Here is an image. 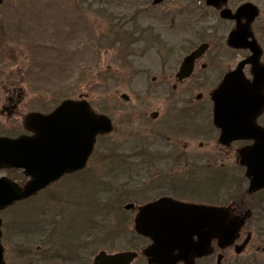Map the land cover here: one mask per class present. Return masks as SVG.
Masks as SVG:
<instances>
[{"label": "flooded vegetation", "instance_id": "obj_1", "mask_svg": "<svg viewBox=\"0 0 264 264\" xmlns=\"http://www.w3.org/2000/svg\"><path fill=\"white\" fill-rule=\"evenodd\" d=\"M190 5L192 24L186 20L184 10L177 16L185 24L181 29L187 30V33H179V37H186L183 38L185 46L170 44L171 41L158 34L157 47L149 50L155 56V66L146 61L150 52L137 58L143 70L133 79H148L152 73L156 74L151 78L153 86L149 87L156 95L159 110L150 111L149 100L153 97L138 98L141 105L137 109L145 111L137 114V122L133 117L126 119V125L132 128L134 123L139 124L144 132L139 133L140 137H132V142L112 148L123 150L128 173L134 175L131 179L139 183L142 193L150 191V195H156L153 200L168 197L229 209L226 229L236 228V237L221 246L218 241H212V254L194 257L192 264H218L220 258L221 264H264V188L249 191L250 181L240 161V151L253 142L220 143L221 130L214 122L212 98L234 73L237 87L250 88L257 76L264 78V0H194ZM233 34H236L234 46L230 43ZM190 38H197L198 43L188 48ZM202 45L206 47L194 60L191 74L186 75L185 59ZM262 87L261 96L246 95L243 102L263 103ZM8 100L10 104L15 102L12 97ZM111 119L114 135L117 126L114 116ZM256 124L264 128V109ZM24 134L34 137L31 131ZM83 175L85 183L91 182L87 195L91 206L86 205L87 200L83 202L81 198L53 192L52 184L44 190L49 189L43 195L47 197L43 199L47 205L44 212H30L35 222L32 225L37 227L32 230L35 232L32 239L30 233L15 242L31 248V255L35 253L32 248L36 247L38 258L47 264L58 260L60 264H94L101 252L126 254V258H133L130 264H151L146 251L153 242L135 231L138 212H120L119 216L118 212H108L100 218L107 225H94V151L84 170L66 175L56 184L62 183L59 190L67 182L77 186L83 183ZM193 190L202 191L208 197L201 200L192 194ZM39 226L44 229L38 231ZM107 230L110 233H106ZM41 239L48 240L49 245L44 250L42 246L33 245V241ZM95 248L100 249L95 252ZM173 255H179L178 250H174ZM34 263L40 261L36 259Z\"/></svg>", "mask_w": 264, "mask_h": 264}, {"label": "rangeland", "instance_id": "obj_2", "mask_svg": "<svg viewBox=\"0 0 264 264\" xmlns=\"http://www.w3.org/2000/svg\"><path fill=\"white\" fill-rule=\"evenodd\" d=\"M190 1L194 0H166L162 5L154 7L153 0H3L0 6V20L4 30L3 34L0 32V83L8 89L0 93V130L20 129L28 113L45 106L55 107L66 97H76L82 93L89 95L97 112L114 116L117 131L112 137H115V141L119 140V147L128 141L132 142V137H140L139 133L144 130H141L139 124L134 123L132 128L126 125V119L133 117V121L137 122V114L145 111L137 109L141 105L138 98L153 97L149 100L150 111L159 110L160 107L153 89L149 87L153 86L151 78L156 74L152 73L148 79H133L136 71L142 68L138 56L144 52L149 53L150 49L139 47L135 51V57L130 54L124 59L117 51L103 49L98 42L118 17L125 22L134 18L143 28H151L152 33L149 34L152 35L154 46H157L154 39L157 34H161L168 42L171 41L170 44L183 47L186 40L183 38L186 37H179V33H187V30L181 29L185 24L176 17V13L181 8H192ZM196 39H188L191 43L187 47L197 44ZM146 57V61L155 66L152 52ZM93 71L92 80L90 76L93 74L90 72ZM17 86H22L23 97L18 110L8 114L4 110L8 105L7 97L13 95V90L18 91ZM123 93L130 96L129 103L120 98ZM108 142L106 138L99 140L94 165L99 163L103 152L108 150ZM96 173L97 177L110 175L100 166H97ZM96 181L94 178L97 184ZM112 181L117 186L118 181ZM97 186L101 188L103 197H110L106 187H100L99 184ZM59 189L60 187H56L53 191H59L60 195L69 198H81L83 202L87 200L86 205L91 206L92 201L87 197L89 188L85 183L80 182L75 186L67 182L62 190ZM137 190L138 194L134 197L136 202L151 194L150 191L144 194L140 189ZM192 194L201 200L208 197L198 190H193ZM45 198L47 197H41ZM110 200L112 199L102 200L100 207L106 206ZM110 204L106 212H118L119 216L121 213L115 202L111 201ZM40 206L42 205L34 200L25 205L24 209H11L5 213L6 220H10L12 216L23 218L26 209ZM51 217L52 215L49 216ZM28 220L29 218L25 219V222ZM59 228L61 229V223ZM10 245L11 252L7 255V260L9 264H18L12 242Z\"/></svg>", "mask_w": 264, "mask_h": 264}, {"label": "water", "instance_id": "obj_3", "mask_svg": "<svg viewBox=\"0 0 264 264\" xmlns=\"http://www.w3.org/2000/svg\"><path fill=\"white\" fill-rule=\"evenodd\" d=\"M162 1L157 0L156 3ZM197 54L187 59L188 64ZM235 83V79H228L214 94L215 123L222 130V143L243 139L255 141L253 147L241 154L242 163L248 167L247 175L252 180L251 188L257 189L264 186V130L255 125V119L263 106L245 104L246 87L242 85L237 91ZM253 89L257 92V87ZM223 96L231 99L221 100ZM235 97L236 102L232 99ZM25 127L36 135L33 138H0V169H22L32 180L22 189L10 180L0 178V211L16 201L32 196L65 173L83 168L96 136L112 131L111 121L106 116L95 114L84 101H64L49 116L31 114L26 119ZM71 152L75 153L77 159L61 157V153L70 155ZM132 207L130 205L126 209ZM140 212L136 229L154 241L147 253L156 251L153 259L156 263L163 257L171 259L172 255L163 252L169 248L179 250L180 257L182 253L181 258H184L186 253L194 250L193 247L206 248L211 239L225 238L222 234V210L160 200L141 208ZM194 235L198 236V242L193 245ZM2 258L3 249L0 245V264H3ZM128 262L124 255L100 254L94 264Z\"/></svg>", "mask_w": 264, "mask_h": 264}, {"label": "trees", "instance_id": "obj_4", "mask_svg": "<svg viewBox=\"0 0 264 264\" xmlns=\"http://www.w3.org/2000/svg\"><path fill=\"white\" fill-rule=\"evenodd\" d=\"M2 30H3V27H1V25H0V32H2ZM2 34H3V32H2ZM125 36L126 35L124 33V35H123V39L124 40H122L121 43H123V47L124 48H127V47H129L130 42H128V40H127V38H125ZM121 38H122V35H117V37L115 38V41H117V43H120ZM127 44H128V46H127ZM90 74H93V75L90 76L92 78V80H93L94 79V71L90 72ZM127 202H128V199H126V197L125 198H118L117 202H115V206H116L117 210L120 211V212H123L122 211V207ZM109 207H110V205H106L104 207L102 206L101 208H98L96 211L97 212H106Z\"/></svg>", "mask_w": 264, "mask_h": 264}]
</instances>
